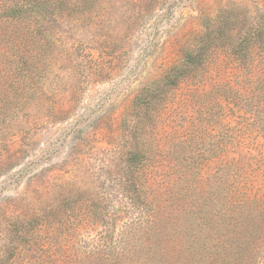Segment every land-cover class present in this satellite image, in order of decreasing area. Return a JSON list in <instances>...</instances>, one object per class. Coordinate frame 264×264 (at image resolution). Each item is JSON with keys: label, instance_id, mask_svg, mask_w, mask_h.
<instances>
[{"label": "rangeland", "instance_id": "obj_1", "mask_svg": "<svg viewBox=\"0 0 264 264\" xmlns=\"http://www.w3.org/2000/svg\"><path fill=\"white\" fill-rule=\"evenodd\" d=\"M20 1L0 0V264H264V60L221 40L264 0ZM209 23L219 49L159 91Z\"/></svg>", "mask_w": 264, "mask_h": 264}, {"label": "trees", "instance_id": "obj_2", "mask_svg": "<svg viewBox=\"0 0 264 264\" xmlns=\"http://www.w3.org/2000/svg\"><path fill=\"white\" fill-rule=\"evenodd\" d=\"M68 3L72 7L79 8L84 4V1L83 2L68 1ZM28 4L34 5L33 10H35V8L37 7L44 6L47 4L49 6L55 4L57 6L59 5V7L67 5L65 0H22L20 2H17L15 5L12 4V8H16V9L24 8L23 15L26 16L29 13L26 11V8L29 6ZM218 26L219 25L215 23L213 24L209 23L207 25V30L203 35L204 37L202 42L185 53L184 63L182 65L173 67L166 74V76L158 84V87H160L159 91H163V90L169 91L172 87L178 86L185 79L191 76H195L201 71V69L205 66V63L208 61V58L219 49L217 43L220 40L218 37L219 34L217 30L220 27ZM29 30H31V28H29ZM233 31L234 30H231V32H227L226 36L221 38L222 41L228 42L223 46V49L232 53V55L238 58L240 61H243L244 65H247L246 67H249L250 64H252L251 63L252 55L254 54L255 51L259 52V54L262 56L261 60L262 61L264 60V13L262 14V22L259 23L256 27L251 28L250 32H245L244 34L243 33L240 34L239 32L237 33L234 32L235 33L234 34ZM33 33L34 31H32L31 34ZM29 58L31 59V57ZM29 58L26 57L23 59L24 62L20 67V69L22 70L25 69L27 62L30 60ZM26 79H30L33 81V76H27ZM152 92H154V90H152L149 87L144 89V93H143L144 98L142 99V101L145 102L146 107H149L151 104V100H152L151 98L153 97L152 95L154 94ZM27 93L33 95L35 93L34 88L30 89ZM25 95L28 94H24L22 97H24ZM142 177L143 174L138 173L136 175L135 180L139 181V179ZM137 187H139L140 191L143 192V198H145L146 200L145 202L148 204V196H144L145 188L143 183L137 184ZM141 197L142 196H140V198Z\"/></svg>", "mask_w": 264, "mask_h": 264}]
</instances>
